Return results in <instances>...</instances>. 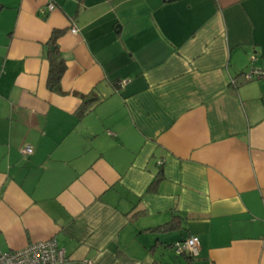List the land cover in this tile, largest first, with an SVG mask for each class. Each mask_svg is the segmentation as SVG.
Returning <instances> with one entry per match:
<instances>
[{"label":"crops","instance_id":"crops-1","mask_svg":"<svg viewBox=\"0 0 264 264\" xmlns=\"http://www.w3.org/2000/svg\"><path fill=\"white\" fill-rule=\"evenodd\" d=\"M55 29L61 92L46 86ZM250 66L264 68V0H0V250L53 239L62 264H264ZM82 97L96 100L79 114ZM191 235L198 255H176Z\"/></svg>","mask_w":264,"mask_h":264},{"label":"built area","instance_id":"built-area-1","mask_svg":"<svg viewBox=\"0 0 264 264\" xmlns=\"http://www.w3.org/2000/svg\"><path fill=\"white\" fill-rule=\"evenodd\" d=\"M48 11L55 8V4L49 1L46 6ZM71 33H76L77 28L74 25L70 27ZM246 81H262L264 82V68L250 66L247 71L242 74ZM33 151L30 145L23 148L25 155L31 154ZM176 255L183 253L190 256H197L199 252V240L197 236L191 235L183 240L176 241L171 245ZM67 261L64 249L60 248L55 240L47 239L35 243H31L22 249L12 251L0 250V264H62Z\"/></svg>","mask_w":264,"mask_h":264},{"label":"trees","instance_id":"trees-1","mask_svg":"<svg viewBox=\"0 0 264 264\" xmlns=\"http://www.w3.org/2000/svg\"><path fill=\"white\" fill-rule=\"evenodd\" d=\"M62 30L55 29L51 31V34L49 36V39L46 42L47 45V60H48V72L46 76V86L48 89L54 92H61V78L65 72L66 64L65 59L61 54V51L59 50V46L57 45V40L61 34ZM83 104L80 106L78 113L83 114L85 110L87 109V104H90L91 102H94L96 98H84ZM159 176V175H157ZM159 181V178L156 177L151 185L149 186V189L153 188L155 184ZM186 255L187 258L192 259L193 256H190L188 254H181Z\"/></svg>","mask_w":264,"mask_h":264}]
</instances>
